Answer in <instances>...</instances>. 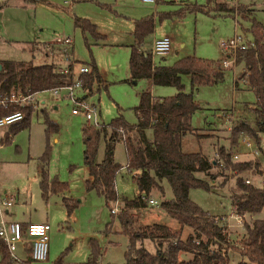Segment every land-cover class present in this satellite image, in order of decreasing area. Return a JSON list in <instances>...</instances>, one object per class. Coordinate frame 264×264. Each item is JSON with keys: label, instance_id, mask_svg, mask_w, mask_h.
<instances>
[{"label": "rangeland", "instance_id": "rangeland-1", "mask_svg": "<svg viewBox=\"0 0 264 264\" xmlns=\"http://www.w3.org/2000/svg\"><path fill=\"white\" fill-rule=\"evenodd\" d=\"M2 1L0 0V3ZM97 1L110 5L117 13L101 8L96 4ZM215 3L246 6L249 10L234 17L232 13L216 10ZM193 4L205 5L209 11L206 13L186 10L180 16L173 15L162 20L158 18L160 13L175 12ZM73 14L86 17L96 24L97 32L104 34V38L96 39L91 34L83 35L79 28L74 27ZM150 14H155V28L144 39L143 49L150 51L153 41L164 36H168L171 41L168 53L153 55L155 65L171 66L186 56L214 60L221 64L224 56L219 46L221 40L230 38L236 31L249 43L253 41L249 19L254 18L264 26V0H156L154 3H144L141 0H28L23 6L10 5L0 9V59L31 60L34 64L50 63L53 60L62 65L65 55L58 40L72 38L71 57L89 67L88 62L92 58L97 69L101 68L105 75L104 86L100 87L95 83L91 93L80 92L84 93L81 97L88 104L97 107L98 125L107 126L117 117L134 124V108L139 104V96L143 91H150L155 97L177 93L174 86L153 85L150 80L144 78L134 81L130 79L129 55L133 45V23L134 20ZM32 42L34 43L31 48L27 47ZM243 67V63H237L232 70L221 68L224 73L222 81L214 85H202L194 90L193 97L200 109L193 113L191 124L197 129L199 136L187 133L182 139V150L186 153L201 152L213 159L217 147L225 146L228 151L238 152L239 161L256 158L260 163L261 172L264 171V133L258 135L259 147L250 137L246 139L250 146L239 140L240 143L236 147L231 143V131L228 130V126L236 120L250 123L254 121L252 109L255 107L256 97L253 91L247 83L240 80L234 85V80ZM99 74L103 76L102 72ZM181 82L184 92H191L189 75H182ZM63 95L64 92L55 97L50 91H45L36 93L35 97L37 101H45L49 118L58 124V130L50 140L52 152L49 175H57L60 180L68 183L63 197L75 199L77 206L68 216L62 205V194L43 197L39 189L37 157L45 145L40 105L31 117L30 128L17 132L15 142L11 137L5 139V129L0 128V200H11V205L0 206V210L4 212L5 208L8 209L7 218L10 220L49 224L48 257L44 261H33L32 264H53L61 254L63 264L84 262L89 255L88 242L91 238L96 239L99 244L101 264H122L125 261L128 238L121 232L116 217L119 213L111 216L109 206L114 202L107 205L105 199L94 190L85 189L84 182L89 175L84 163L82 128L88 126L82 115L71 113L75 106ZM53 105H56L57 109H54ZM226 113L231 119L226 117ZM93 126L95 125L91 123L90 127ZM147 134L151 137L150 130H147ZM104 144L101 137L96 155L97 162L103 157ZM114 158L120 165L126 164L125 148L121 141L115 144ZM260 172L252 174L244 171L242 175L249 177L253 184L259 185ZM195 175L207 181L210 179L201 172H196ZM220 180L216 178L213 183L216 184ZM160 184L161 190L154 188L150 194L159 205L162 200L173 196L166 180H162ZM115 189L117 201L123 209L122 198L133 199L139 195L132 173L125 167L120 168L116 174ZM233 192L234 177L231 176L227 177L224 186H217L211 191L191 189L189 198L216 217L229 213L230 195ZM129 212L134 219V227H145L153 223L164 224L173 230H180L181 239H185L192 232L190 227L180 226L160 206L149 208L144 205L129 209ZM261 216L245 213L241 225L231 221V227L227 229L231 244L238 245L246 231L245 225ZM107 226L110 227L108 233ZM143 246L150 252H155L150 240H144ZM15 254L19 259L25 258L18 250ZM228 255L231 264L240 260L246 261L239 251L232 248L229 249ZM180 257L189 260L192 255L181 253Z\"/></svg>", "mask_w": 264, "mask_h": 264}, {"label": "trees", "instance_id": "trees-1", "mask_svg": "<svg viewBox=\"0 0 264 264\" xmlns=\"http://www.w3.org/2000/svg\"><path fill=\"white\" fill-rule=\"evenodd\" d=\"M210 0H207V2ZM99 6L111 9L110 5L98 3ZM214 8L224 13H233L234 7L228 3H215ZM186 10L208 12L205 5L193 4L175 12L160 13L159 20L173 15H181ZM248 7L237 5L238 13L248 12ZM247 18V17H246ZM155 16L150 14L135 20L134 43L129 55V73L132 81L144 78L153 85L174 86L177 93L172 96L155 97L150 91H143L139 96V104L134 108L136 122L130 124L123 118L112 119L107 126L95 125L83 127V155L89 177L84 185L87 191L94 190L105 199L106 204L118 199L115 189V178L121 165L114 158L116 142L124 144L126 168L132 173L133 181L139 195L133 199L122 198L124 209L116 215L121 232L128 238L127 249L122 264H231L228 251L230 248L240 252L245 260L236 264H264V185L246 183L244 171L256 174L260 172V163L256 158L234 161L225 146L217 147L213 159L201 152L186 153L182 150V139L187 133L197 134L191 124L193 113L200 109L193 97L195 89L202 85H214L224 78L223 69L218 61L186 56L171 66L155 65L149 51H140L146 36L155 27ZM250 20V30L254 45L237 56V63H243L247 70L246 79L253 91L256 102L252 109L254 121L236 120L232 123L230 140L238 146L239 140L250 137L259 147L260 133H264V28L256 19ZM74 26L83 35L91 34L96 39L104 38L96 30V26L86 18L75 17ZM79 63H84L77 61ZM90 71L83 75V91L91 93L95 83L101 82V76L94 60L88 62ZM182 75H189L191 92H184L181 82ZM244 77V76H243ZM72 76L57 71L53 63L34 64L32 61L0 60V97L11 93H38L60 86L71 80ZM237 84V83H236ZM86 97V95H84ZM20 110L23 119L10 126L9 132L16 134L29 127L36 107L19 106L16 104L0 107V117ZM42 123L45 126V145L38 157V186L43 197L50 194H62L68 189V183L57 175L50 177L48 164L51 159L52 146L50 140L58 130L46 110L41 111ZM147 130L151 131V137ZM101 137L104 139V154L100 162L96 155ZM212 170H214L212 172ZM227 170L233 171L234 192L231 193V204L235 205L238 214H261L250 224L245 225V233L232 245L229 233L207 211H204L189 198V191L201 188L211 191L217 186L227 183ZM201 172L209 176V181L196 177ZM220 182L214 184L213 180ZM166 180L173 196L164 199L160 208L168 216L175 219L180 226H188L192 232L185 239L180 238V230L153 223L145 227H134L133 217L129 209L144 206L141 195L150 197L151 191L161 190V182ZM71 197H62V205L67 215H71L77 206ZM111 213V212H110ZM111 216L114 215L111 213ZM26 224L22 223L24 229ZM110 227L107 226V233ZM144 240H150L155 252L143 246ZM89 255L79 264H101L100 247L96 239H89ZM26 256L13 262L6 245L0 240V264H32L31 247L25 245ZM181 253H189L192 258L182 259ZM53 264H63V254Z\"/></svg>", "mask_w": 264, "mask_h": 264}, {"label": "built area", "instance_id": "built-area-1", "mask_svg": "<svg viewBox=\"0 0 264 264\" xmlns=\"http://www.w3.org/2000/svg\"><path fill=\"white\" fill-rule=\"evenodd\" d=\"M144 3H154L156 0H141ZM232 1V0H228ZM234 17L238 15L237 5L234 4ZM237 24V21H235ZM58 43L63 46V53L65 55L63 66L57 67V71L64 75L72 76L71 80L65 82L64 84L53 87L44 91H50L55 97L61 96L64 92L63 97L68 98L72 101L73 107L71 113L73 115H82L86 121L88 127L90 124L98 125L97 121V107L95 105L88 104L85 99L77 96V93L83 91V75L90 71V67L85 63H79L72 59L70 49L72 47V39L65 37L58 40ZM254 45L253 41L246 42L242 36L238 35L235 31L233 36L228 39L221 40L219 46L224 52V56L221 60V67L227 69H233L237 65V56L240 51H244ZM171 41L168 36H164L155 39L150 48L151 55H165L170 51ZM230 67V68H229ZM247 70L243 67L242 72L234 80V85L238 84V81L247 83L246 79ZM244 76V77H243ZM237 83V84H236ZM84 92V91H83ZM16 104L19 106H32L36 107L38 102L35 98V93H11L4 94L0 97V107H7L8 105ZM231 119V116L227 117ZM23 119V113L20 110L10 112L6 115L0 117V128L10 126L17 123ZM231 126H228V130L231 131ZM247 136L240 139V142L245 143L250 146V142ZM239 142V143H240ZM239 145V144H238ZM238 147V146H236ZM216 155V153H215ZM229 155L234 161H239L238 152L229 151ZM248 172V171H247ZM233 171L227 170V176L231 177ZM261 178L259 180V185H264V171H261ZM234 177V176H233ZM229 179V178H228ZM246 183H251L249 177H245ZM140 200L149 208H158L160 205L152 197H146L145 195L140 196ZM111 204V203H109ZM11 205V200H0V206L7 207ZM110 212L113 215L118 214L123 208L122 205L116 200L112 206H109ZM215 220L227 230L231 227V221H235L236 224L241 225L243 221V214L237 213V208L235 205L231 204L229 213L214 217ZM49 230L50 226L47 223H28L26 227L22 228V223L18 221H7L4 218L3 212L0 210V240L6 245L8 251L10 252V257L13 262L19 261V257L15 254V251L21 245H27L31 247V258L33 261H44L48 257L49 252Z\"/></svg>", "mask_w": 264, "mask_h": 264}, {"label": "crops", "instance_id": "crops-1", "mask_svg": "<svg viewBox=\"0 0 264 264\" xmlns=\"http://www.w3.org/2000/svg\"><path fill=\"white\" fill-rule=\"evenodd\" d=\"M12 0H3L1 3H0V9H2V8H4V7H6V6H10V5H15V6H23L24 5V3H26L28 0H14V2L12 3L11 2ZM38 1V0H37ZM85 1H87V0H85ZM91 1V0H90ZM98 3H101V2H99V1H97L96 2V4L97 5H99ZM103 4H106V3H103ZM107 5V4H106ZM101 8H103V7H101ZM184 8H188V7H184ZM181 9V8H180ZM114 10V9H113ZM115 11V10H114ZM116 12V11H115ZM174 12V11H173ZM117 13V12H116ZM152 15H154L155 16V14H152ZM147 16V15H146ZM75 17H81V16H78V15H76V14H73V16H72V20H73V24H74V18ZM81 18H86V17H81ZM142 18V17H141ZM87 19V18H86ZM140 19V18H139ZM137 20V19H136ZM134 22H135V20H134ZM96 23V22H95ZM261 23V22H260ZM94 24V23H93ZM262 24V23H261ZM95 26H96V28H97V25L96 24H94ZM263 25V24H262ZM75 27V26H74ZM76 28V27H75ZM155 28V27H154ZM263 28H264V26H263ZM133 29H134V23H133ZM133 29H132V32H131V35H132V41H133V43H134V36H133ZM154 31V30H153ZM100 33V32H99ZM63 34V33H62ZM101 34V33H100ZM66 35V34H65ZM102 35H104V34H102ZM105 36V35H104ZM72 39V38H71ZM34 42H32V43H30L28 46H27V44H26V46L27 47H30L31 48V46H32V44H33ZM151 48V47H150ZM149 48V49H150ZM48 49V48H47ZM46 49V50H47ZM71 50H73V48L71 47ZM71 50H70V53H71ZM47 51H49V50H47ZM140 51H148L147 49H143V44H142V46H141V48H140ZM150 52V51H149ZM52 54H54V52H51ZM71 55V54H70ZM53 56V55H52ZM152 56V55H151ZM63 58V57H62ZM73 59V58H72ZM0 60H2V59H0ZM5 60V59H4ZM73 60H75V61H78V60H76V59H73ZM152 60H153V56H152ZM31 61V60H30ZM63 61V60H62ZM50 63H53V64H55L56 65V67H59V66H63L64 64H65V61H64V64H57V63H55L53 60L50 62ZM99 70V73H101L102 72V74H103V76L100 74V76H101V82H99V83H97L98 85H100V87L101 86H104V84H105V80H104V73H103V70L101 69V68H99L98 69ZM41 92H43V91H41ZM45 92V91H44ZM82 94H84V93H82ZM80 92L78 93V96L79 97H83V95H82ZM35 95H36V93H35ZM152 95V94H151ZM153 96V95H152ZM36 98V97H35ZM38 102V105L36 106V112H37V110L39 109V106L41 105V108H40V113H41V111L42 110H46V108H45V101L44 100H38L37 101ZM54 106V109H57V106L56 105H53ZM47 112V111H46ZM48 114V113H47ZM227 114V116L226 117H229V115H228V113H226ZM38 115V114H37ZM41 117H42V114H41ZM42 119V118H41ZM54 122V121H53ZM43 124V123H42ZM58 125V124H57ZM43 126V132H44V128H45V126L44 125H42ZM30 128V127H29ZM28 128V129H29ZM4 129H5V131H4V136H5V139L6 138H8V137H11L12 139H14V142H15V139H16V136H18L17 134H11L8 130H9V128H8V126L7 127H4ZM8 135H11V136H8ZM13 135V136H12ZM44 138H45V136H44ZM20 146V145H19ZM20 148H21V146H20ZM44 149V148H43ZM42 152H43V150H42ZM42 152L39 154V156L42 154ZM38 156V157H39ZM38 157H37V159H38ZM51 161V160H50ZM101 161V160H100ZM37 162H38V160H37ZM99 162V161H98ZM49 165H50V162H49V164H48V168H49ZM122 167H125L126 168V164L124 165V166H122L121 165V168ZM87 168V167H86ZM127 169V168H126ZM128 170V169H127ZM87 171H88V169H87ZM48 173H49V171H48ZM37 180L39 181V174H38V164H37ZM60 196H61V194H59ZM63 196H65V194L64 193H62V197ZM61 197V198H62ZM8 209H6L5 208V210H4V218L7 220V221H18V222H20V223H23V224H28V223H34V222H31V221H20V220H10V219H8L7 218V214H8ZM36 223V222H35ZM37 223H45V222H37ZM18 252L19 253H21V254H23L24 256H26V247H25V245H21L19 248H18Z\"/></svg>", "mask_w": 264, "mask_h": 264}]
</instances>
